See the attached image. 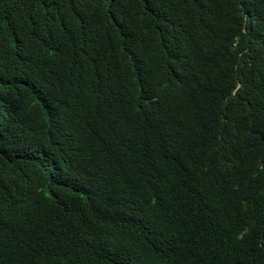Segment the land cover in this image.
<instances>
[{
    "label": "trees",
    "instance_id": "1",
    "mask_svg": "<svg viewBox=\"0 0 264 264\" xmlns=\"http://www.w3.org/2000/svg\"><path fill=\"white\" fill-rule=\"evenodd\" d=\"M0 264H264V0H0Z\"/></svg>",
    "mask_w": 264,
    "mask_h": 264
}]
</instances>
